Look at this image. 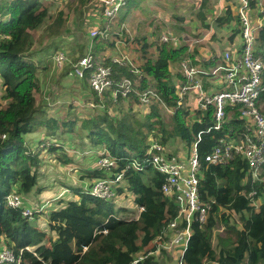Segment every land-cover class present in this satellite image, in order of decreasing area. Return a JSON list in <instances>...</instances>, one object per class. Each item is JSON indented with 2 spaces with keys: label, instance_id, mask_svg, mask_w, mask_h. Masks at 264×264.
<instances>
[{
  "label": "trees",
  "instance_id": "1",
  "mask_svg": "<svg viewBox=\"0 0 264 264\" xmlns=\"http://www.w3.org/2000/svg\"><path fill=\"white\" fill-rule=\"evenodd\" d=\"M83 2L77 0V7ZM126 4H135V0H127ZM204 9L203 3L198 18L203 20V27H208L204 23ZM47 17L48 8L40 0H0V85L3 91L0 97V241L5 239L7 247L20 257L18 264H129L155 237L164 233L178 215L176 202L161 191L164 175L154 170L150 163L146 152L147 137L151 135L161 144H166L171 137L182 140L186 146L194 142L202 161L220 137L242 130L235 117L238 111L234 110L232 119L222 130L210 127V112L200 122L188 123L187 111L177 106L174 91L175 80L182 76L180 72L172 74L170 66L180 64L183 59L196 64L194 54H189L185 45H174L171 40L147 42L142 38L138 50L141 61L136 67L141 73L137 90L151 85L163 102L174 110L168 123L159 113L158 105L152 104L140 120L133 118L130 112L123 113L119 119L103 112L83 120L81 128L91 145L100 146L114 157L116 170L123 173L122 188L131 193L133 203L143 209L136 219L118 216L111 200L78 191V200H67L61 208L49 213L48 230L55 233V239L45 245V232L34 229L18 209L8 206L6 197L12 191L29 192L37 183L35 167L38 166L39 151L31 153L27 149L24 135L44 126L45 134L52 137L59 129L73 131L75 124L69 119L59 122L46 117L34 96L35 91H40L41 67L31 58L33 33ZM173 17L181 19L177 15ZM66 18V13L58 11L47 25V31L59 36V28ZM238 20L229 5L225 6L222 15L214 18L219 27ZM236 34L234 30L229 38ZM112 36L117 37V34L92 38L93 52L99 55L104 49L112 48ZM258 45L264 56V27L260 30ZM215 58L211 57L208 63H213ZM100 61L110 67L114 81L122 77L136 78L128 66L119 65L111 58L101 57ZM208 63L200 64L205 67ZM92 95L93 101L98 102L96 94L92 92ZM128 96L140 104L134 91ZM260 98L264 107V93ZM120 100L118 95L114 101ZM57 147L55 143L46 146L49 151H56ZM201 164L199 195L209 204L208 219L200 226L197 223L191 225L182 263L264 264V202L255 210L248 197L250 191H255L254 199L264 197V182L245 181L246 165L240 158L226 164ZM85 176L90 182L102 177L103 173L95 168ZM120 190L119 187L117 192ZM234 215L238 216V226L230 223ZM220 226L222 230L219 231ZM26 247H34L35 254ZM148 261L150 258L146 263Z\"/></svg>",
  "mask_w": 264,
  "mask_h": 264
},
{
  "label": "built area",
  "instance_id": "2",
  "mask_svg": "<svg viewBox=\"0 0 264 264\" xmlns=\"http://www.w3.org/2000/svg\"><path fill=\"white\" fill-rule=\"evenodd\" d=\"M100 4L103 28L90 30V39L97 35L107 36L109 23L124 6L125 0H100ZM236 14L239 19V42L231 43L215 58L217 63H214L215 59L213 63L207 61L208 65L205 67L183 60L180 63L182 77L174 82V91L177 106H185L188 111L191 106L196 105V110L201 112L194 122H200L201 118H205L210 112V127L222 130L228 120L232 119L236 109L238 115L235 117L240 121L242 130L220 137L202 161L194 142L188 146L184 143L185 152L176 155L167 149V144H161L151 135L147 137L146 152L150 163L154 170L164 175L161 191L164 196L176 202L178 215L169 223L164 233L155 237L129 264H160L159 260L170 256L175 259V264H183L182 252L191 234V225L197 223L200 226L208 219L209 204L203 202L199 195L202 162L207 165L226 164L240 158L246 165L244 180L251 183L264 182V107L260 98L264 93V57L258 50V36L264 27V0H239ZM159 38L160 41H169L166 35ZM112 61L124 65L118 60ZM52 63L56 69L68 65L69 74L77 79L87 77L91 91L99 100L107 91L111 92L113 100H116L118 95L125 98L134 91L140 105L149 107L156 104L158 107L171 109L172 114L174 113L150 84L142 90H137L140 71L129 69L136 76L135 79L122 77L114 81L110 67L97 59L90 44L87 51L76 60L57 50L52 55ZM49 143L42 142L38 147L44 148ZM134 165L137 166L138 163L134 161ZM95 168L99 169L103 176L90 181L85 188L86 193L103 200L113 199L118 193L117 189L123 185V173L116 170L114 157L102 150L96 159ZM66 191L64 188L59 195ZM254 192L248 193L250 204L253 206L254 200L258 199L252 198ZM6 203L18 209L23 217L30 219L33 214L40 213L48 202L32 209L24 205L20 193L12 191L7 195ZM137 208L138 212L143 209L141 206ZM26 249L33 252L34 247ZM149 258L150 261L146 263ZM19 261L20 257L15 255L10 247L0 249V264H18Z\"/></svg>",
  "mask_w": 264,
  "mask_h": 264
},
{
  "label": "rangeland",
  "instance_id": "3",
  "mask_svg": "<svg viewBox=\"0 0 264 264\" xmlns=\"http://www.w3.org/2000/svg\"><path fill=\"white\" fill-rule=\"evenodd\" d=\"M40 1L48 8L49 17H47L44 24L33 33L35 34V37L31 47L32 51L30 52L31 58L41 67L39 73L41 87L40 91H35V99L38 101L39 107L44 110L46 117L49 115V117L52 118L53 116L61 118L64 117L65 114L66 116L79 114L80 117L77 118L79 124H73V131L63 135V137L56 135L57 132L55 133L56 136H54V138L49 137L46 134L43 136L42 132L41 134H29L28 137L25 138V142L30 144L29 148H35V142L37 143L38 137L42 135L43 139H41L40 143L47 141L56 144V142H58V144L61 145V147H57L59 150L55 152H50L48 149H44L46 147H38L35 151H39L40 156H38V166L35 168L37 171L41 161H45L42 166H45L46 163H50L51 169H48L49 172L45 174L46 180H42L41 183L43 184L44 181L50 182L51 189L67 187L69 192L59 200H69L76 198L70 187L85 191V188L90 183L85 174L88 172L86 171L88 167L93 168L94 166V159L92 160L91 158L95 153L91 154L84 151H99V149H95L96 147L94 148V146L88 142L85 130L79 128L81 127L82 121L103 112H107L110 117L115 119H119L125 112H130L132 113L133 118L140 120L142 119L144 111L147 110V107L135 103L129 96L121 98L120 101L115 102L110 91H107L105 92V95H102L101 99L98 100L99 105L97 107H91L90 99L91 97L93 98L94 95H92V91L88 86L87 81L85 79H77L70 75L68 65L63 66L59 70L53 69L52 67V55L57 50L63 51L67 57L71 58H76L83 54L85 45L90 42L89 31L92 29L93 23L103 19L100 0H83L84 2L80 7H77V0ZM166 1L167 0H151L149 5L145 3L140 5V0H135L139 5H137V3L128 5L126 4L127 0H125L124 6L110 21L109 32L107 36H105V38L108 37L109 33L120 34V32L115 31L124 29L121 38L117 39L121 44L118 45L119 48L107 49L102 53V56L105 55L107 56V59L111 58L123 62L125 66H128V70L132 69L135 71L137 65L140 64L141 59L139 56L135 59L134 56L138 55L139 46L143 43L142 38L146 39L147 42H154L157 39L159 40L160 35H166L174 45H185L187 52L189 54L193 53L199 59L203 58L205 49L208 50L213 57H218L224 49V44L227 43L224 39L225 32L222 28H224L225 31H229L231 25L219 27L214 22V19L212 21L206 18L208 15H210V17L214 16V14L218 15L219 10H221L219 3L212 2V5L208 9H204V23L207 21L209 22V28L206 29L202 28L203 26L201 23L203 20L198 18V11L200 10V5L204 3V0H201L200 5L194 7L195 10L193 11H190L193 7H191L189 3H187L185 10L181 9L183 3L182 0L179 3L176 0H171L168 4H166ZM189 1H192V5L195 4L193 0ZM199 1L200 0H198V2ZM238 3V0L233 2V5H235L233 9L237 8ZM151 7H155L157 10ZM60 10L67 14V18L59 28L60 34L58 36V42H53L57 36L55 37L54 33L47 31L46 27L53 21ZM124 12L125 14L123 15ZM147 12L149 13L148 15ZM174 15L181 17V19H175L173 17ZM121 16L122 22H120ZM210 34H215L218 36L219 40L217 38L214 40L208 39L212 42L207 43V39L204 40L201 38H205ZM70 38L73 40V45L70 44V47H67ZM126 38L128 40L124 41ZM199 38H201L199 41L200 43H197L196 40H199ZM67 40L68 43H66ZM134 42L136 47L134 48V53H131V49H129V47H131L130 43L134 46ZM204 46H209V48H204ZM152 50H154L153 47ZM258 50L262 51V49H259V45ZM99 55H97V59L101 60V55ZM179 72L180 74L182 72L180 64L171 65L172 74L176 75ZM182 108L187 110L185 106H182ZM158 109L161 116L168 123L172 115V110L168 108L164 109L162 107H159ZM188 123H190V121H188ZM35 131H46V129L44 126H38L32 132ZM166 144L167 149L176 155H181L185 152L184 142L180 139L171 137ZM67 153H70L72 157L69 158ZM47 155L49 158L45 159V156ZM80 160H83V162L80 163ZM68 167L71 168L68 169ZM44 170L45 168L41 170L43 173L37 174L41 176V179L42 175H44ZM48 185L40 186V189H46L49 187ZM120 189V192L111 199L112 207L117 211L118 216L136 217L138 208L133 203L132 194L126 192L122 186ZM52 191L46 190L48 195L45 197H48L52 203V206L48 209H51L58 200L51 199L54 195V192L52 193ZM25 193L28 192L20 193L25 205H29L32 209L36 208V205L41 200L36 196L34 199H31L29 196H25ZM262 197L263 196H260L257 200H254L255 210L258 209L259 203H261V200L263 199ZM27 201H30L32 204H28ZM42 203L39 206H41ZM29 223L37 231H41L40 229L48 230L47 219L45 214H41V212L33 214L29 219ZM230 223L238 226V216H232ZM218 230H222V227L220 226ZM54 235L53 232H47L44 240L45 245H49L51 241L54 240ZM215 243L216 241L213 240V245H215ZM5 247H7V245L5 244V239H3L0 241V249ZM173 261V257L170 256L162 258V260H159V263L173 264Z\"/></svg>",
  "mask_w": 264,
  "mask_h": 264
},
{
  "label": "crops",
  "instance_id": "4",
  "mask_svg": "<svg viewBox=\"0 0 264 264\" xmlns=\"http://www.w3.org/2000/svg\"><path fill=\"white\" fill-rule=\"evenodd\" d=\"M171 0H167L166 1V4H168L169 2H170ZM178 3L181 1V0H176ZM183 1V3H182V8L181 9H186V5H187V3H189L190 4V6L191 7H193V9H191L190 11H193V10H195L194 9V7H197V6H199L200 5V3H201V0L198 2V0H193L194 1V3L195 4H193L192 5V1H189V0H182ZM236 0H204V6H205V9H208L211 5H212V2H218L219 3V5H220V9L221 10H219V13H218V15L217 14H214V16H212V17H210V15H208L207 16V18L206 19H208V20H212L213 21V19L216 17V16H219V15H222L223 14V12H224V9H225V6L228 4L229 6H230V9L232 10V13L233 14H236V11H233V10H237V8L236 9H233L234 7H235V5H233V2H235ZM140 5L141 4H143V3H145V4H150V2H151V0H140ZM238 2H239V0H238ZM135 3H137V2H135ZM137 5H139L138 3H137ZM238 5H239V3H238ZM201 6V5H200ZM238 7V6H237ZM138 8H139V6H138ZM151 8H154V9H156L155 7H151ZM180 9V10H181ZM157 10V9H156ZM208 13V12H207ZM125 14V12L123 13V15ZM149 13L147 12V15H148ZM122 15V16H123ZM122 16H121V18H120V22H122ZM126 18V17H125ZM206 24L208 25V27H202V28H206V29H208L209 28V22L207 21L206 22ZM123 25H124V23H123ZM229 25H231V29L229 30V31H225V29L224 28H222L223 30H224V39L227 41V43L226 44H224V49L223 50H226L227 49V47H229L230 46V44L231 43H234V44H237L238 42H239V37H238V25H237V23L234 21H232L230 24H228V26ZM101 26H102V20H100V21H96V22H94L93 23V26H92V29H100L101 28ZM223 27V26H222ZM224 27H226V25H224ZM91 29V30H92ZM234 30H236L237 31V34H236V36H234V37H232V38H229L230 37V35L232 34V31H234ZM123 31H124V29L123 30H120V31H115V32H120V34H117V33H113V35H115V34H117V37H111V39H114V44H113V47L112 48H106V49H104L101 53H100V55H101V57H103L104 59H107V56H105V55H103L102 56V53L103 52H105L107 49L108 50H110V49H116V48H119L118 47V45L119 44H121V42L120 41H118L117 39L118 38H121V34L123 33ZM161 36V35H160ZM223 37V36H222ZM58 36H57V38H55L54 40H53V42H58ZM108 38V37H107ZM130 38H132V37H130ZM202 39H207V43H211L212 41H210V40H208V39H212V40H214L215 38H217L218 40H219V38H218V36H216L215 34H210V35H207L205 38H203V37H201ZM201 38H199V40H196V42L198 43L200 40H201ZM238 39V40H237ZM121 40V39H120ZM128 39L126 38V40H124V41H127ZM143 40V39H142ZM159 40H160V38H159ZM90 42H89V44L92 46V50H93V43H92V39H90L89 40ZM145 41H147L146 39H145ZM216 41V40H215ZM66 43H68V40L66 41ZM73 43V40L70 38V42L68 43L69 45L67 46V47H70V44L71 45H73L72 44ZM200 43V42H199ZM204 43V42H203ZM88 44V43H87ZM85 45V48L83 49V54L87 51V49H88V45ZM130 45H131V47H129V49H131V53H134V48L136 47V45H135V42H134V46H133V44H131L130 43ZM140 47V46H139ZM204 48H209V46L208 47H205L204 46ZM222 50V51H223ZM99 55V56H100ZM211 57H213V55H211V53H209L208 52V50H206L205 49V53H204V56H203V58L202 59H199L196 55H194V59L196 60V64L198 63V64H200V63H202V64H204V63H207V61H210L211 60ZM264 57V56H263ZM73 58V57H72ZM77 58V57H76ZM76 58H73V59H75L76 60ZM134 58L135 59H137L138 58V55H135L134 56ZM214 63H217V59H215L214 60ZM52 67H53V69H56L55 68V66L53 65V63H52ZM52 70V69H51ZM57 70H59V69H57ZM170 70H171V66H170ZM38 79H39V85H40V87H41V78L40 77H38ZM133 79H135V78H133ZM86 80V79H85ZM87 81V83H88V80H86ZM177 80H175V82H176ZM0 82H1V79H0ZM1 86V85H0ZM88 86H89V84H88ZM2 94H3V91L1 90V94H0V96H2ZM38 100V99H37ZM37 103H38V101H37ZM91 104H93V106L91 105ZM96 105V106H95ZM99 105V103L98 102H95V101H93V98L91 97V99H90V106L91 107H97ZM141 106H143V105H141ZM143 107H145V106H143ZM196 105H193L192 107H190L189 108V110L187 111V119H188V121H190V123H194V121L198 118V117H200V115H201V112L200 111H198V110H196ZM146 109H148V107L146 108ZM147 110H145L144 111V113L146 112ZM64 115V114H63ZM65 116H66V114H65ZM61 117V118H59V117H57V116H53V118L54 119H57L59 122H62V121H67L68 119L69 120H73V121H75V125H77V124H79V122H77V118H79L80 117V115L79 114H73V115H67L66 117ZM48 117H49V115H48ZM90 118V117H89ZM80 129H81V127H79ZM61 129H59V131H57V133H56V135H59V136H62L63 137V135H66L68 132H62V131H60ZM43 132V136L45 135V131H35V132H29V133H27V134H25L24 135V143H25V146L27 147V149H30L31 151H33V152H35V150L38 148V145L40 144V139H43V137H42V135H40L39 137H38V141H37V143L35 142V148H29V145L30 144H27V142H25V138L26 137H28V135L29 134H37V133H42ZM56 135H54V136H56ZM54 136H52L53 138H54ZM56 144L58 145V146H60L61 147V145H59L58 144V142H56ZM95 148V147H94ZM44 149H46L47 150V148H44ZM43 149V150H44ZM95 149H99V151H94V150H88V151H84V152H86V153H91V154H93V153H95L93 156H92V160L94 159V166H93V168L92 167H88L87 168V170L86 171H91V170H93V169H95V162H96V159L98 158V156L100 155V153L102 152V150H104L103 148H101V147H96ZM57 150H59V149H57ZM56 150V151H57ZM50 152H55V151H50ZM67 155L69 156V158L70 157H72V155H70V153H67ZM39 156H40V154H39ZM49 158V156L47 155V156H45V159H48ZM44 162L45 161H41L39 164V167H38V169H37V174L38 173H43L41 170H43L44 168H45V170H44V175H42V179H41V176L40 175H37V183H36V185L28 192V193H25V196H29L31 199H34L35 198V196L39 199V200H41V201H39V203L36 205L37 207L36 208H38V206L42 203V205L43 204H45L46 202H48L47 203V205L46 206H44V208L41 210V214H45V217H46V219H48V215H49V213L51 212V211H53V210H58L59 208H61L64 204H65V202L67 201V200H59V199H62L63 198V196H65L68 192H69V190H68V188L67 187H58V188H56V189H51V183L50 182H48V181H44V183L42 184L41 182H42V180H46L45 178H46V173H48L49 172V170L48 169H51V164L50 163H46V165L45 166H42V164H44ZM83 162V160H80V163H82ZM71 167H68V169H70ZM50 183V184H49ZM42 184V185H41ZM49 184V185H48ZM49 186L48 188H44V189H40V186ZM67 189V191L66 192H63L61 195H59V193L63 190V189ZM71 188V190L73 191V193H74V195L76 196V198H72V199H69V200H78L79 199V194L77 193L78 191H81V190H77L76 188H74V187H70ZM40 189V190H39ZM39 190V191H38ZM46 190H53L52 191V193L54 192V195L51 197V199L52 200H57V202H56V204L51 208V209H48L49 207H51L52 206V203H51V200L48 198V197H45V196H47L48 195V193L46 192ZM51 195V194H50ZM44 197V198H43ZM263 199L261 200V203L262 202H264V197H262ZM133 199V198H132ZM22 200H23V197H22ZM23 203H24V201H23ZM27 203L28 204H32L30 201H27ZM261 203H259V205L261 204ZM24 205H25V203H24ZM25 206H27V207H30L29 205H25ZM40 207V206H39ZM36 208H34V209H36ZM137 214H138V212H137ZM47 224H48V220H47ZM42 232H45L46 233V235H47V232H52V231H49V230H47V229H40ZM54 233V232H53ZM55 234V233H54ZM53 239H55V235H54V238ZM48 244H49V241H48ZM174 261H173V264H175V259H173Z\"/></svg>",
  "mask_w": 264,
  "mask_h": 264
}]
</instances>
